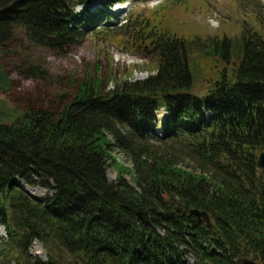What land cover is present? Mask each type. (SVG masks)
Masks as SVG:
<instances>
[{"label":"trees","instance_id":"obj_1","mask_svg":"<svg viewBox=\"0 0 264 264\" xmlns=\"http://www.w3.org/2000/svg\"><path fill=\"white\" fill-rule=\"evenodd\" d=\"M92 1L0 0V47L18 33L52 51L77 45L115 19L119 0L96 10ZM140 25L128 18L120 31L157 60L156 74L109 91L87 80L58 113L31 108L4 121L0 111V264H264V26L237 40L160 35L146 45ZM191 49L233 63L232 73L195 92ZM38 179L50 192L41 199L19 182ZM34 241L46 261L29 253Z\"/></svg>","mask_w":264,"mask_h":264},{"label":"rangeland","instance_id":"obj_2","mask_svg":"<svg viewBox=\"0 0 264 264\" xmlns=\"http://www.w3.org/2000/svg\"><path fill=\"white\" fill-rule=\"evenodd\" d=\"M124 2V5L118 7L125 10L121 17L123 20H112L111 25L101 26V29L88 35L81 43L69 46L64 51L37 46L22 33H18L10 45L0 47V63L8 79L0 91L2 119L12 121L31 108H50L58 113L66 103L73 100L80 85L93 78L101 80L105 91H109L114 89L117 82L144 80L156 74L157 60L146 54L143 48L136 47L140 42L134 43L131 36L120 31L127 15L132 21L138 19L141 23L140 27L145 34L143 44L146 45L152 37L160 35L189 42L196 38L222 39L226 36L237 40L244 29L262 34L264 26V0ZM100 7L97 4L93 8ZM190 63L195 77V92L199 94L208 92L225 69L231 74L234 66L233 63L226 64L221 58L201 55L196 49L190 51ZM158 132L162 133L161 130ZM113 154L121 165L132 169V163L121 151L116 149ZM118 171V167H108L111 181L116 182ZM124 178L139 190L134 174L124 172ZM19 182L35 198L41 199L50 194L39 179L34 180V184L22 180ZM6 237L7 232L0 225V239ZM29 253L38 260H47L46 249L40 241L33 242ZM189 261L194 264L192 259Z\"/></svg>","mask_w":264,"mask_h":264},{"label":"water","instance_id":"obj_3","mask_svg":"<svg viewBox=\"0 0 264 264\" xmlns=\"http://www.w3.org/2000/svg\"><path fill=\"white\" fill-rule=\"evenodd\" d=\"M257 165L261 170L264 171V152H262L259 155L258 160H257ZM177 211L182 212L183 214L186 213V211L182 210L181 208H178ZM188 217L189 218L196 217L199 224L205 223L206 226L212 225L211 218L206 211L191 209L189 210ZM238 263L239 264H257V262H255L254 260L248 259V258H241L238 260Z\"/></svg>","mask_w":264,"mask_h":264}]
</instances>
